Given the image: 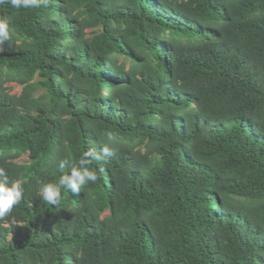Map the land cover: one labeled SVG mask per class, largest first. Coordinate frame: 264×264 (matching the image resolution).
<instances>
[{
	"label": "trees",
	"instance_id": "trees-1",
	"mask_svg": "<svg viewBox=\"0 0 264 264\" xmlns=\"http://www.w3.org/2000/svg\"><path fill=\"white\" fill-rule=\"evenodd\" d=\"M0 21V169L24 190L0 264H264V0H4ZM103 147L95 183L39 197Z\"/></svg>",
	"mask_w": 264,
	"mask_h": 264
},
{
	"label": "clouds",
	"instance_id": "clouds-1",
	"mask_svg": "<svg viewBox=\"0 0 264 264\" xmlns=\"http://www.w3.org/2000/svg\"><path fill=\"white\" fill-rule=\"evenodd\" d=\"M4 0H0V3ZM14 9L31 8L37 6L38 0H8ZM11 35L6 21H0V42L10 41ZM108 139L113 140L111 132L107 133ZM112 153L107 147H103L100 153L95 150H87L78 161L62 159L60 167L68 168L67 174L59 177L56 183H43L38 181L39 197L50 206L58 207L61 200V188L71 190L74 194H79L84 186L95 183L98 179L96 171L89 168L90 160H101L111 156ZM24 190L20 182L10 180L4 169H0V219L7 217L23 198Z\"/></svg>",
	"mask_w": 264,
	"mask_h": 264
},
{
	"label": "rangeland",
	"instance_id": "rangeland-1",
	"mask_svg": "<svg viewBox=\"0 0 264 264\" xmlns=\"http://www.w3.org/2000/svg\"><path fill=\"white\" fill-rule=\"evenodd\" d=\"M120 60H123V58H120ZM8 86H11V92H19L20 91V85H18L15 82H9L7 83ZM27 156L26 155H21L19 158H17V160L19 161H23V160H27Z\"/></svg>",
	"mask_w": 264,
	"mask_h": 264
}]
</instances>
